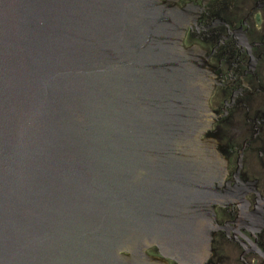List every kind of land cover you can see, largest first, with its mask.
<instances>
[{
	"label": "water",
	"instance_id": "obj_1",
	"mask_svg": "<svg viewBox=\"0 0 264 264\" xmlns=\"http://www.w3.org/2000/svg\"><path fill=\"white\" fill-rule=\"evenodd\" d=\"M185 27L163 0H0V264L201 263L224 161Z\"/></svg>",
	"mask_w": 264,
	"mask_h": 264
},
{
	"label": "flooded vegetation",
	"instance_id": "obj_2",
	"mask_svg": "<svg viewBox=\"0 0 264 264\" xmlns=\"http://www.w3.org/2000/svg\"><path fill=\"white\" fill-rule=\"evenodd\" d=\"M163 1L185 21L183 47L205 60L212 88L202 139L224 161L200 264H264V0ZM146 254L161 258L155 248Z\"/></svg>",
	"mask_w": 264,
	"mask_h": 264
}]
</instances>
